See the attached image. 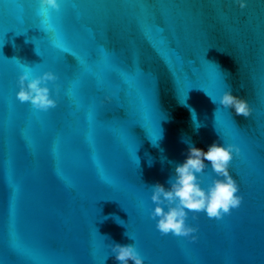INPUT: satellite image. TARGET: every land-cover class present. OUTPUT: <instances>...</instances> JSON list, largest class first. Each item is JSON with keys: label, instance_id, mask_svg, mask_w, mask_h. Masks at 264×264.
<instances>
[{"label": "water", "instance_id": "water-1", "mask_svg": "<svg viewBox=\"0 0 264 264\" xmlns=\"http://www.w3.org/2000/svg\"><path fill=\"white\" fill-rule=\"evenodd\" d=\"M5 33L0 264H117L113 242L134 244L144 264H264V0H62L46 22L36 0H0ZM59 40L92 54L79 86ZM29 70L57 76L54 108L15 98ZM225 88L248 102L247 118L211 102ZM213 141L240 149L229 165L239 206L220 219L189 213L195 240L162 236L150 186H167L187 142Z\"/></svg>", "mask_w": 264, "mask_h": 264}, {"label": "clouds", "instance_id": "clouds-1", "mask_svg": "<svg viewBox=\"0 0 264 264\" xmlns=\"http://www.w3.org/2000/svg\"><path fill=\"white\" fill-rule=\"evenodd\" d=\"M36 3L39 5V15L46 22L52 12L59 11L62 0H36ZM234 3L240 8L246 6V0H234ZM56 80L57 76L52 71H43L38 75L31 74L30 70L24 71L17 76L15 98L38 111L54 108L57 102L53 98ZM49 83L53 84L52 94ZM209 98L212 103L230 109L236 116L247 118L251 114L248 102L233 95L230 88H225L215 98ZM239 152L240 149L231 143L213 141L202 149L187 142L184 158L173 165L167 186L158 181L150 186L148 199L152 207L148 216L154 221L155 229L162 236L170 234L195 240L197 229L187 223L189 213H192L193 220L199 213L209 219H220L231 209L237 208L241 196L238 195L239 186L229 171V165L233 154L239 155ZM206 170L211 178L205 184L203 176ZM108 247L117 264H144L134 244L113 242Z\"/></svg>", "mask_w": 264, "mask_h": 264}, {"label": "snow or ice", "instance_id": "snow-or-ice-1", "mask_svg": "<svg viewBox=\"0 0 264 264\" xmlns=\"http://www.w3.org/2000/svg\"><path fill=\"white\" fill-rule=\"evenodd\" d=\"M147 2V0H146ZM17 21H14L13 23H16ZM23 26H24V31L20 32L19 34L16 33V31L13 29V30H10L11 32H14L15 34L17 35H20L21 33H26L29 29L28 27V21L26 19L23 20ZM40 27L42 31H45L41 25H33V27ZM9 31V32H10ZM8 33V32H7ZM5 33L4 34V38L2 41H0V47L3 46V44L5 43V35L7 34ZM34 43V42H33ZM58 49V51L61 52V55L62 56H67L69 54H71L72 58H73V63H75L77 65V67L80 69V72L78 73L77 75V79L75 81L76 85L79 86L80 84V79L82 76L84 75H91V65L93 63V60H92V54L91 53H87L85 54L84 56L82 57H78L76 55H73L71 52H68L66 51V44L63 40H59L56 45H55ZM2 58H4L3 56H0ZM5 60H7L6 58H4ZM16 60V59H15ZM17 62L21 63L19 60H16ZM23 64V63H22ZM141 118H137V121H139ZM134 125H137V124H134ZM140 125V124H139ZM158 138V137H157ZM155 142V141H153ZM239 155H236L235 153L233 154V159L234 158H237ZM137 159V157H136ZM232 159V160H233ZM138 161V160H137ZM135 176V174H132L131 171L129 170V176H128V180H127V184H128V187H129V190L130 192H134L136 189H138V185L135 183L133 177ZM105 185L110 187V181L106 180L105 181ZM95 227V226H94ZM96 229V228H95ZM97 231V230H96ZM98 233V232H97ZM131 238V237H130Z\"/></svg>", "mask_w": 264, "mask_h": 264}]
</instances>
